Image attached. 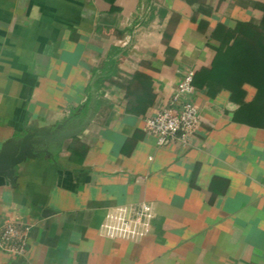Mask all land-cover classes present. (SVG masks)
<instances>
[{"label": "crops", "instance_id": "obj_1", "mask_svg": "<svg viewBox=\"0 0 264 264\" xmlns=\"http://www.w3.org/2000/svg\"><path fill=\"white\" fill-rule=\"evenodd\" d=\"M240 47L264 63V0H0V148L90 114L0 186V228L30 224L0 264H264V90L227 79ZM191 68L201 121L158 145L144 120ZM142 201L150 233H101Z\"/></svg>", "mask_w": 264, "mask_h": 264}, {"label": "built area", "instance_id": "obj_2", "mask_svg": "<svg viewBox=\"0 0 264 264\" xmlns=\"http://www.w3.org/2000/svg\"><path fill=\"white\" fill-rule=\"evenodd\" d=\"M193 68L179 80L169 103L155 115L145 118L146 130L156 137L158 145H165L177 138L186 141L201 121L198 107L187 99L194 90ZM154 210L151 203L139 202L118 206L108 211L100 231L107 237L138 241L151 232ZM30 224L18 225L5 221L0 228V249L11 255L26 252Z\"/></svg>", "mask_w": 264, "mask_h": 264}, {"label": "water", "instance_id": "obj_3", "mask_svg": "<svg viewBox=\"0 0 264 264\" xmlns=\"http://www.w3.org/2000/svg\"><path fill=\"white\" fill-rule=\"evenodd\" d=\"M90 114H87L77 126L55 129H35L27 127L25 133L5 143L0 148V186L8 184L14 178L16 166L26 157L36 155L41 144L59 141L75 135L84 128Z\"/></svg>", "mask_w": 264, "mask_h": 264}, {"label": "trees", "instance_id": "obj_4", "mask_svg": "<svg viewBox=\"0 0 264 264\" xmlns=\"http://www.w3.org/2000/svg\"><path fill=\"white\" fill-rule=\"evenodd\" d=\"M254 53V51L249 52L246 47H240L239 50L233 51L232 56L229 55L231 56L230 68L233 69V73L226 77L233 83L237 82V79L248 80L255 84L259 90H264V63H257Z\"/></svg>", "mask_w": 264, "mask_h": 264}]
</instances>
